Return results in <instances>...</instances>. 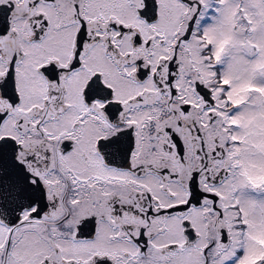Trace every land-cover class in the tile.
Masks as SVG:
<instances>
[{
    "label": "snow or ice",
    "instance_id": "snow-or-ice-1",
    "mask_svg": "<svg viewBox=\"0 0 264 264\" xmlns=\"http://www.w3.org/2000/svg\"><path fill=\"white\" fill-rule=\"evenodd\" d=\"M0 264H264V0H0Z\"/></svg>",
    "mask_w": 264,
    "mask_h": 264
}]
</instances>
